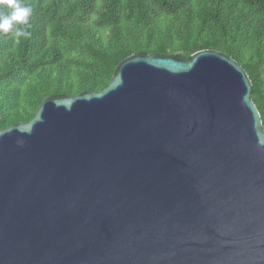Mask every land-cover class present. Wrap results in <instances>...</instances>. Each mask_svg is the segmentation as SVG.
<instances>
[{
    "label": "water",
    "instance_id": "95a60500",
    "mask_svg": "<svg viewBox=\"0 0 264 264\" xmlns=\"http://www.w3.org/2000/svg\"><path fill=\"white\" fill-rule=\"evenodd\" d=\"M211 49L131 54L0 129V264H264V130Z\"/></svg>",
    "mask_w": 264,
    "mask_h": 264
},
{
    "label": "trees",
    "instance_id": "16d2710c",
    "mask_svg": "<svg viewBox=\"0 0 264 264\" xmlns=\"http://www.w3.org/2000/svg\"><path fill=\"white\" fill-rule=\"evenodd\" d=\"M22 2L30 36L0 34V129L30 120L45 98L102 90L131 54L211 49L246 71L264 130V0Z\"/></svg>",
    "mask_w": 264,
    "mask_h": 264
},
{
    "label": "clouds",
    "instance_id": "9594fccd",
    "mask_svg": "<svg viewBox=\"0 0 264 264\" xmlns=\"http://www.w3.org/2000/svg\"><path fill=\"white\" fill-rule=\"evenodd\" d=\"M32 8L22 0H0V34L16 38L30 36L28 31Z\"/></svg>",
    "mask_w": 264,
    "mask_h": 264
}]
</instances>
